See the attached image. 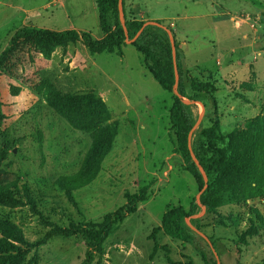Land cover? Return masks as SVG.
<instances>
[{
	"label": "rangeland",
	"instance_id": "rangeland-1",
	"mask_svg": "<svg viewBox=\"0 0 264 264\" xmlns=\"http://www.w3.org/2000/svg\"><path fill=\"white\" fill-rule=\"evenodd\" d=\"M96 1L0 0V55L23 28L74 30L100 40ZM136 1L126 0V21L155 22L162 27L153 26L157 35L175 34L186 94L192 95L191 82L210 79L216 89L215 105L183 100L195 117L191 137L216 120L229 135L264 116V0H143L137 9ZM134 39L125 41L121 56H92L81 41L45 55L22 41L1 66L0 185L16 183L19 191L16 202L0 204V253L16 257L8 264H81L86 238L44 242L50 229L100 222L142 189L146 200L109 236L94 264H204L202 254L217 264L202 235L218 264L264 261V187L254 200L219 204L217 216L199 206L186 219L193 244L182 247L162 232L151 239L166 211L187 210L202 191L173 143L176 95L145 70ZM89 93L101 101L95 116L59 110L64 97ZM99 135L104 145L95 179L68 195L57 180L79 173Z\"/></svg>",
	"mask_w": 264,
	"mask_h": 264
},
{
	"label": "trees",
	"instance_id": "trees-1",
	"mask_svg": "<svg viewBox=\"0 0 264 264\" xmlns=\"http://www.w3.org/2000/svg\"><path fill=\"white\" fill-rule=\"evenodd\" d=\"M125 4L126 0H122L127 36L119 20L118 0H97L96 8L99 27L103 33L102 39L95 40L87 33L79 34L74 30L56 32L23 28L15 32L8 48L0 55V68L6 62L12 48H16L22 41L30 43L45 55L55 49L73 46L81 41L92 56L100 54L121 56L125 41L136 37L143 28L132 46L141 55L145 70L160 88L168 93H172L174 88L175 67L178 72L177 90L180 97H173L169 120L174 135L173 143L183 160L184 170L192 176L199 191H202L205 186L199 167L209 181V185L202 191L199 199H194L187 210L182 207L169 209L162 216L160 227L153 230L151 239L155 240L156 234L162 232L169 238L181 241L182 247H184L185 244H193L197 238L186 224V219L199 214L200 207L206 208V215L217 216L219 204L225 202L240 204L250 199L254 200L261 194L264 187V116L249 121L247 127L229 135L222 133L221 126L216 120L209 127L189 138V134L195 126V117L191 106L183 100L204 103L209 99L215 105L213 94L216 89L210 79L208 82H191L192 95L188 96L184 90L182 65L175 34L170 30L175 47V58L173 59L168 34L161 30L162 36H159L152 31L157 29L153 26L143 27L145 24L126 21ZM111 19L113 20L112 26ZM98 105L101 106L100 99L94 93H89L64 97L59 110L71 108L82 118H89L96 115ZM1 119L0 112V121ZM103 145L104 137L96 136L79 173L57 180V185L65 193L70 195L95 179L102 157L100 149ZM191 154L195 156L198 165L194 163ZM24 190L27 191V188L24 187ZM17 192L19 191L16 183L0 185V204L16 202ZM145 194L146 190L142 189L138 194L126 195V204L116 211L106 214L100 222H90L84 227L77 225H71L68 228L53 226L46 234L44 242L56 237L82 236L87 240V250L81 264H94L95 260L103 255L106 240L116 232L125 218L136 213L138 203L146 200ZM190 221L197 229H200L197 226V221ZM4 230L5 223L0 221V232ZM212 247L214 248L213 245ZM202 257L204 264H216L212 257H207L205 254H202ZM15 259L16 257L13 255L0 253V264H8ZM167 264L180 263L169 261ZM260 264H264V261Z\"/></svg>",
	"mask_w": 264,
	"mask_h": 264
},
{
	"label": "water",
	"instance_id": "water-1",
	"mask_svg": "<svg viewBox=\"0 0 264 264\" xmlns=\"http://www.w3.org/2000/svg\"><path fill=\"white\" fill-rule=\"evenodd\" d=\"M118 12H119V20H120L121 24L123 25L125 35L127 36V30H126L125 27H124L125 20H124V15H123L122 0H118ZM145 26H156V27H160V28H162L158 23H155V22H148V23H146V24L144 25V27H145ZM142 30H143V28H142V29L139 31V33L136 35V37H135L136 39H137V37L139 36V34L142 32ZM168 37H169V40H170V43H171V46H172V54H173V59H174V58H175V47H174V39H173V36H172L171 32H168ZM134 40H135V39H134ZM178 80H179V76H178V72H177L176 67H175V84H174L173 91H174V93H175V95H176L177 97H180V95H179V93H178V90H177V88H178ZM198 102H199V101H198ZM189 103H192V102L190 101ZM200 103H201V102H200ZM192 131H193V130H192ZM192 131H191V133L189 134V138H191ZM191 157H192L194 163H195L196 165H198V162H197L195 156H194L193 154H191ZM199 171L201 172L202 177H203V180H204V183H205V186H204V188L202 189V191H204V189L206 188V176H205L204 172L202 171V169H201L200 167H199ZM197 233H199V232H197ZM202 237H204V239L208 242L209 246L211 247V249H212V251H213V253H214V255H215V258H216V260H217V264H218V255H217V253L215 252V250H214V248L212 247V245H211V243L209 242V240H208L204 235H202Z\"/></svg>",
	"mask_w": 264,
	"mask_h": 264
},
{
	"label": "crops",
	"instance_id": "crops-1",
	"mask_svg": "<svg viewBox=\"0 0 264 264\" xmlns=\"http://www.w3.org/2000/svg\"><path fill=\"white\" fill-rule=\"evenodd\" d=\"M142 1H143V0H139V1L134 2L133 7L137 9V8L139 7V5L142 4ZM141 14L144 15V13H143V12L141 11V9H140V11L138 10L137 15H141ZM148 17H149V16H148ZM36 20H38L37 17H36ZM149 20H158V19H155V18H151V17H149ZM71 29H72V28H71ZM102 38H103V37H102ZM102 38H101V39H102Z\"/></svg>",
	"mask_w": 264,
	"mask_h": 264
}]
</instances>
